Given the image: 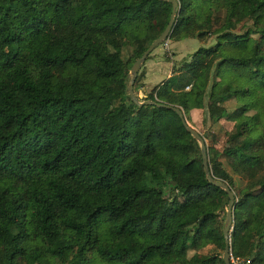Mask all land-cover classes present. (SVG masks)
I'll list each match as a JSON object with an SVG mask.
<instances>
[{
    "label": "trees",
    "instance_id": "1",
    "mask_svg": "<svg viewBox=\"0 0 264 264\" xmlns=\"http://www.w3.org/2000/svg\"><path fill=\"white\" fill-rule=\"evenodd\" d=\"M176 1L167 39L212 42L137 105L128 73L170 1L0 0V264H224L227 193L158 104L233 116L208 163L232 254L264 264V0Z\"/></svg>",
    "mask_w": 264,
    "mask_h": 264
},
{
    "label": "rangeland",
    "instance_id": "2",
    "mask_svg": "<svg viewBox=\"0 0 264 264\" xmlns=\"http://www.w3.org/2000/svg\"><path fill=\"white\" fill-rule=\"evenodd\" d=\"M212 39L207 42L198 39L187 38L179 41L167 39L159 44L151 53V57L145 60L139 67L138 75H140L137 90L133 89V93L139 99L145 98V94L157 85L163 78L170 73L172 64H179L182 59L186 58L198 47L208 45ZM129 79L130 74L128 73ZM135 78V81H136ZM134 81V83H135ZM133 83V86H134ZM229 107L232 103L227 104ZM186 122L201 135H205L206 144H212L218 150H221L229 141L233 133L234 118L232 115L221 119L216 124L203 123V110L193 109L184 115ZM211 136V137H210Z\"/></svg>",
    "mask_w": 264,
    "mask_h": 264
},
{
    "label": "water",
    "instance_id": "3",
    "mask_svg": "<svg viewBox=\"0 0 264 264\" xmlns=\"http://www.w3.org/2000/svg\"><path fill=\"white\" fill-rule=\"evenodd\" d=\"M165 1H170L172 3V10H171L169 20H168L164 30L161 32V34L155 40H153L149 44V46L142 53V55L140 57H138L132 63L131 68L129 70V74H130V80L128 83L129 96L133 100V102L136 103L137 105L154 103V102H150V101H139L133 93V83H134L135 78L137 76L140 65L145 61L146 57L155 49L156 46H158L161 42H163L164 40H166L168 38V35L171 32L172 27L174 25V20H175V16H176V10L178 7V3L176 0H165ZM158 105L162 106V107H166V108H171L181 118V121H182L184 128L186 129V131H188L191 134V136L196 140V142L199 145V150H200V155H201V163H202L203 171H204V174H205L207 181L209 183H211L212 185L223 189L227 193L228 203H227V207H226L225 220H224V224H223V228H222V234H223L224 243H225L224 251H223V263L224 264H230L229 263V249H230L229 248V244H230L229 243V234H230L232 224H233L232 212H233L234 203H235L234 193L232 192V190H230V188L228 187V185L225 182L217 180L212 176V174L210 172L209 163H208L206 142H205L203 136L199 132H197L195 129H193L186 122V119L184 117L182 110H180L179 108H177L175 106H170V105H166V104H158Z\"/></svg>",
    "mask_w": 264,
    "mask_h": 264
},
{
    "label": "built area",
    "instance_id": "4",
    "mask_svg": "<svg viewBox=\"0 0 264 264\" xmlns=\"http://www.w3.org/2000/svg\"><path fill=\"white\" fill-rule=\"evenodd\" d=\"M229 263L230 264H251L250 258H240L232 254V251L229 249Z\"/></svg>",
    "mask_w": 264,
    "mask_h": 264
},
{
    "label": "crops",
    "instance_id": "5",
    "mask_svg": "<svg viewBox=\"0 0 264 264\" xmlns=\"http://www.w3.org/2000/svg\"><path fill=\"white\" fill-rule=\"evenodd\" d=\"M168 75H169V74H168ZM168 75H167V76H168Z\"/></svg>",
    "mask_w": 264,
    "mask_h": 264
}]
</instances>
